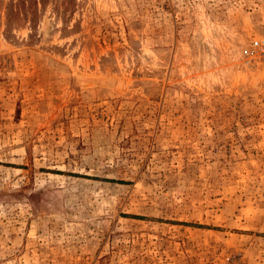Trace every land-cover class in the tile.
I'll return each instance as SVG.
<instances>
[{
	"label": "rangeland",
	"instance_id": "rangeland-1",
	"mask_svg": "<svg viewBox=\"0 0 264 264\" xmlns=\"http://www.w3.org/2000/svg\"><path fill=\"white\" fill-rule=\"evenodd\" d=\"M264 0H0V264H264Z\"/></svg>",
	"mask_w": 264,
	"mask_h": 264
},
{
	"label": "built area",
	"instance_id": "built-area-1",
	"mask_svg": "<svg viewBox=\"0 0 264 264\" xmlns=\"http://www.w3.org/2000/svg\"><path fill=\"white\" fill-rule=\"evenodd\" d=\"M244 53L248 56H251V59H260L264 58V38L260 41L252 42L250 49H244ZM255 57V58H253Z\"/></svg>",
	"mask_w": 264,
	"mask_h": 264
}]
</instances>
